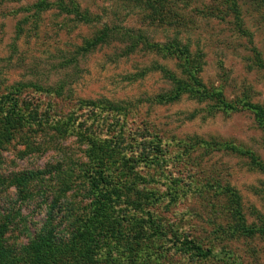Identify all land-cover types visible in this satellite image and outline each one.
<instances>
[{
	"label": "rangeland",
	"instance_id": "rangeland-1",
	"mask_svg": "<svg viewBox=\"0 0 264 264\" xmlns=\"http://www.w3.org/2000/svg\"><path fill=\"white\" fill-rule=\"evenodd\" d=\"M74 1L92 22L57 0H0V99L25 101L67 130L63 139L47 129L62 150L23 158L15 142L3 153L1 175L51 171L22 205L0 187V209L20 213L8 243L20 248L39 231L47 197L79 203L77 215L92 210L83 151L95 138L131 157L122 194L145 207L129 204L128 214L164 226L168 235L149 244L159 264H264L263 130L243 106L264 107V0H168V17L161 5L151 17L146 0ZM179 85L185 93L170 100ZM65 180L77 184L67 190ZM185 240L212 255L180 250Z\"/></svg>",
	"mask_w": 264,
	"mask_h": 264
},
{
	"label": "trees",
	"instance_id": "trees-1",
	"mask_svg": "<svg viewBox=\"0 0 264 264\" xmlns=\"http://www.w3.org/2000/svg\"><path fill=\"white\" fill-rule=\"evenodd\" d=\"M68 1L57 0L55 5L84 21L92 22L86 13L81 12L74 0ZM146 1L151 3V17H155L156 14L152 11V7L160 9V5L162 17H168L176 12L173 11L168 0ZM38 4L42 8L51 6L45 1H40ZM179 21L181 22L180 15ZM108 34L110 33L107 32L106 35L104 33L91 43V46L96 42L104 41ZM182 50L189 55L186 46L182 47ZM183 93H185L184 87L179 85L169 98L176 100ZM217 96L220 94L218 93ZM9 97L12 96L7 95L0 99V164L3 153L15 142L24 146L25 149L21 152L23 158L40 151L63 149L61 142L53 138L46 140V135L49 127H55L54 131L64 139L67 132L65 123L58 122L52 125L34 111L37 107H31V104L27 105L25 101H17V98L13 100ZM221 106L238 109L226 101H221ZM243 106L253 111L255 120L263 130L264 138V107L251 103H245ZM87 142V148L83 152L93 164L90 169L85 170L83 176L89 178L86 179L88 185L85 182V188L89 189L86 190L88 194L85 196L91 200L88 206L92 210L77 215L73 211L79 203L68 197L54 198L55 201L50 202L47 197L44 201L47 203L46 218L42 227L26 245L15 248L8 243V234L17 226L15 216L17 214L20 217V213L0 209V264H157L160 261L154 253V248L149 244L155 242V239L168 235L163 229L164 226L154 221L152 216L143 219L140 215L137 217L127 213L129 204L134 206L135 213L145 209L140 198L130 196L127 198L130 200L127 201L122 194L127 184L126 164L131 161V157H128V153L123 150L120 152L122 147L119 142L107 143L105 139L95 138L91 141L88 138ZM256 164L259 169L264 170L261 161H256ZM46 172L51 171L44 173L24 171L9 176L0 174V187L4 190H15L17 201L22 205L37 197V190L40 187L38 188L35 182L41 180V175ZM73 184H77V181L74 180L70 185L66 180L61 182V186L64 185L67 190L74 188L71 186ZM132 185L136 186L135 183ZM134 187H130L129 190H135L140 196L146 194ZM119 206L126 207L119 211ZM77 211L79 212L78 208ZM57 217H60L59 221ZM64 219L69 221V226H63ZM181 244L180 250L190 251L198 257L206 259L212 255L210 250L192 241L185 240Z\"/></svg>",
	"mask_w": 264,
	"mask_h": 264
}]
</instances>
